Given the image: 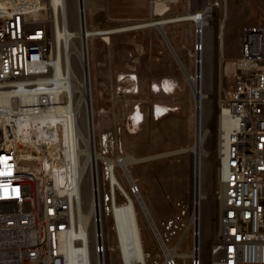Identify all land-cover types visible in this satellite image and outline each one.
I'll use <instances>...</instances> for the list:
<instances>
[{
    "label": "rangeland",
    "instance_id": "rangeland-1",
    "mask_svg": "<svg viewBox=\"0 0 264 264\" xmlns=\"http://www.w3.org/2000/svg\"><path fill=\"white\" fill-rule=\"evenodd\" d=\"M150 1L91 0L87 10L88 27L123 28L147 21L152 18ZM211 5L217 7L219 20L224 19L225 22L224 47L217 50V54L221 52L223 57L220 66L222 98L223 89L231 82L236 58L240 55L243 27L264 22V0H158L153 17L174 18ZM50 24L52 55L55 47L53 25ZM197 24L192 19H174L164 24L186 70L180 66L155 25L111 33L110 42L101 35L89 38L98 148L102 151L103 133L110 132L116 140L112 144L109 142L111 156L135 153L144 158L131 165L135 175L132 179H137L161 234L170 237L172 244L167 241L168 246L176 247L174 243L180 236H187L179 245V251H188L194 245V225L191 222L200 179L199 168L201 172L203 170V180L208 181L210 169L214 167L216 186L214 202L210 199L207 202L204 198L202 203L204 239L208 237L209 225L212 227L214 223L212 235L218 233L219 227L218 150L221 147L222 118L216 109L214 113L208 114L206 110L203 114L206 135L199 156L193 149L164 155L169 150L193 146L197 140V97L189 78L190 74H197L195 47L197 42L201 44L197 39ZM119 176L124 178L121 170ZM128 188L132 190V187ZM102 195H105L103 188ZM139 212L145 247L152 252L148 263H162L164 255L159 238L141 207ZM112 223L111 213L104 216V225H107L114 244L117 238L111 230ZM112 264H122L118 251L112 254Z\"/></svg>",
    "mask_w": 264,
    "mask_h": 264
},
{
    "label": "bare ground",
    "instance_id": "bare-ground-1",
    "mask_svg": "<svg viewBox=\"0 0 264 264\" xmlns=\"http://www.w3.org/2000/svg\"><path fill=\"white\" fill-rule=\"evenodd\" d=\"M157 1H150L151 19L113 29L88 27L87 10L90 7V0H3L1 4L5 7L12 2L21 8L26 19L33 21L43 16L53 25L55 50L50 57L48 73L40 75L39 83H35L30 88L8 90L0 97V116H2L0 122L5 127L6 136L11 139L10 144L16 148L25 166L33 164L43 182L52 180V189L55 194L71 196L70 230H67L68 233L63 237V252L67 264H88L93 241L92 231L99 227L97 219L101 218L104 225V216L110 213L113 220L111 230L114 228L117 238V243L114 244L119 246L123 260L131 264H149L148 258L152 252L145 247L139 207L149 218L154 233L159 238L163 254L177 256L179 259L182 258V261L186 259V262L188 257L197 254L202 264H216L217 253L214 252V248L220 237V223L218 233L212 235L214 223L210 221L213 225L207 228L206 237H208L204 239L201 220L204 198L207 202L208 199L214 202L216 193L214 167L210 169L208 181L203 180V170L202 172L200 168L198 170L200 179L191 222L195 227L193 235L195 232L196 245L188 251H179L180 244L176 247L168 246L167 239L161 234L142 190L134 192L125 183L135 176L131 165L144 158L135 153L111 156L98 148L94 120L97 110L94 106L92 90L89 38L101 35V38L110 42V33L117 31L151 25L160 29L165 23L174 19H192L198 23L197 39L199 38L202 44L201 49L196 50L195 47L197 74L189 75L197 97V142L195 141L193 146L187 148L166 151L164 155L193 149L199 156L206 135L203 114L206 110L208 114L214 113L215 109L222 118L221 147L218 150L220 163L226 155L235 124L229 116L222 114L220 106V66L223 57L221 52L217 54V50L218 47L221 49L224 47V19L219 20L218 9L214 5L174 18L157 19L153 17ZM14 96L17 99L16 103H13ZM43 97L48 99L49 108L48 112L39 113L38 103L43 102ZM12 106L17 110H13ZM107 138L106 135V141H108ZM2 162L4 167L0 169V172L6 169V156H2ZM102 162H107L111 169L113 204L106 200V194L102 195L105 178L102 175ZM117 165L123 166L126 177L119 176ZM7 168L10 171L11 167ZM120 196H123L122 201ZM218 199H220L218 200L219 222L222 214V197L219 193ZM210 238L212 241L209 240Z\"/></svg>",
    "mask_w": 264,
    "mask_h": 264
},
{
    "label": "built area",
    "instance_id": "built-area-1",
    "mask_svg": "<svg viewBox=\"0 0 264 264\" xmlns=\"http://www.w3.org/2000/svg\"><path fill=\"white\" fill-rule=\"evenodd\" d=\"M2 2L0 97L8 90L39 83L40 75L48 73L52 46L48 20L42 16L30 21L20 7L12 2L4 7ZM201 46L197 42L196 50ZM38 106L39 113L48 112V99L43 97ZM220 106L235 129L218 168L222 214L220 237L214 248L216 264H264V22L243 27L240 55L232 80L223 89ZM10 142L0 122V169L4 167L2 156L7 160L6 169L0 172V264H67L63 237L70 230L71 196L55 194L52 180L43 182L33 164L25 166ZM109 142L116 140L110 132L103 133L102 152L106 154H110ZM102 165L106 200L113 204L111 169L107 162ZM7 167H11L10 171ZM118 168L126 177L123 168L117 165V171ZM126 183L133 191H141L137 179ZM97 223L99 227L92 231L88 264H112L116 251L122 264H131L123 260L119 246L111 242L107 225L101 218ZM186 237L180 236L174 244L181 246ZM193 238L195 247V232ZM166 239L171 243L168 235ZM163 255L162 263L156 264H202L197 254L188 257L187 262Z\"/></svg>",
    "mask_w": 264,
    "mask_h": 264
},
{
    "label": "water",
    "instance_id": "water-1",
    "mask_svg": "<svg viewBox=\"0 0 264 264\" xmlns=\"http://www.w3.org/2000/svg\"><path fill=\"white\" fill-rule=\"evenodd\" d=\"M160 29H161V32L163 33L164 38L166 39L167 43L169 44V47L171 48L172 52L174 53V55H175V57H176L178 63H179L180 66L183 68V70H186L184 63H183V61L181 60L179 54L177 53V51H176L174 45L172 44V42H171L169 36L167 35V32H166L164 26H161ZM90 98L92 99V94H91V93H90ZM91 105H92V101H91Z\"/></svg>",
    "mask_w": 264,
    "mask_h": 264
},
{
    "label": "crops",
    "instance_id": "crops-1",
    "mask_svg": "<svg viewBox=\"0 0 264 264\" xmlns=\"http://www.w3.org/2000/svg\"><path fill=\"white\" fill-rule=\"evenodd\" d=\"M90 6H91V0H90ZM151 6V5H150ZM197 11V10H196ZM190 13V12H189ZM150 14H151V11H150ZM187 14V13H186ZM178 16H180V15H178ZM165 18V17H164ZM111 41V40H110ZM191 75V74H190Z\"/></svg>",
    "mask_w": 264,
    "mask_h": 264
}]
</instances>
